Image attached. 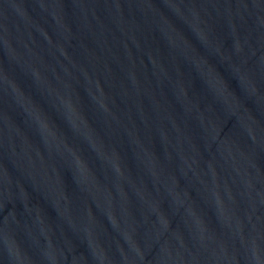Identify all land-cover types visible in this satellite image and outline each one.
Returning <instances> with one entry per match:
<instances>
[{"label":"water","instance_id":"1","mask_svg":"<svg viewBox=\"0 0 264 264\" xmlns=\"http://www.w3.org/2000/svg\"><path fill=\"white\" fill-rule=\"evenodd\" d=\"M0 264H264V0H0Z\"/></svg>","mask_w":264,"mask_h":264}]
</instances>
